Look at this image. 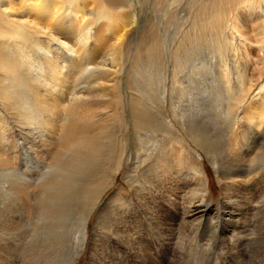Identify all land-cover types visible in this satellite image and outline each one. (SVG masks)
<instances>
[{"label": "rangeland", "instance_id": "1", "mask_svg": "<svg viewBox=\"0 0 264 264\" xmlns=\"http://www.w3.org/2000/svg\"><path fill=\"white\" fill-rule=\"evenodd\" d=\"M254 2L255 6L249 10L246 4H241L240 8L237 3L227 9L228 5L234 4L230 0L218 3L217 7L211 5V0H125V5L114 3L115 20L120 30L126 31L122 41L123 54L118 61L121 73L106 98L95 102L98 123L91 128L85 127L99 146V151L92 157L91 169L74 185L72 200L59 205L60 212L65 211V218L58 217L53 221L60 226L57 234L66 236L65 249H73L74 264L97 263L98 257H90V250L95 236L105 232L96 225V219L102 208L107 214L104 205L111 198L117 206L114 214L119 221L124 220L123 227L141 232V235L127 238L130 243L123 246L131 252L132 261H137V255L144 250L146 264H171V256L176 257L178 264H247L255 254V264H264V209L256 217L253 213L248 222L250 227L246 233L255 237V241L243 238L245 234H241L242 240L240 235H235L220 241L225 235L224 226L221 238L213 229L207 231L219 220L216 215L219 206L226 202L225 172L220 171L225 163H243L247 184L242 192L247 200L257 204L264 199V179L258 176L264 169L259 171L255 163L261 148H257V143L262 145L264 136L257 140V135L251 132L237 150L241 134L251 127L254 128L250 131L255 130L258 114L264 107V93L257 96L256 70L262 71L264 66L254 62L259 56L257 0ZM87 5L94 13L98 11L97 6ZM219 9H227L226 15L213 13ZM129 11L136 13L138 22L127 30L123 28L130 22ZM249 12L254 19L248 16ZM227 64L231 68L230 80L223 71ZM242 72L250 78L246 85L250 96L240 108L241 104L236 100L241 93L238 80L243 78ZM230 111L234 112L233 118ZM248 117L256 118L255 125L246 120ZM234 118L238 120L234 122ZM15 124L18 127L11 134L18 135L13 141L14 146L6 128L3 133L7 140L3 145H6L4 155L8 151V156L0 151V243L3 246L0 244V264H40L32 261V257L39 256L38 253L32 256V250L40 251L43 234H40L39 212L42 203L47 201L41 196L40 183L47 181L54 169H48V148L36 139L33 141L32 132L19 122L15 121ZM166 140H171L172 149L178 154L171 152L170 158L174 159H168L172 169L168 168L164 158L153 168H149L151 162L137 166L136 158L140 152L150 150L153 141L165 146ZM159 165V172L155 174ZM197 167L200 172L195 170ZM19 173L23 178L27 175V181L19 180ZM161 175H166L164 183ZM202 184L209 191L205 194L209 208L197 202L201 205L199 213L190 218L185 215V209L190 207ZM53 203H57L56 200ZM228 208L229 205L221 210L223 216L229 211L237 212V207ZM86 223V240L83 241ZM193 235L201 241L198 254L192 249L195 247ZM219 241L220 246L224 244L220 250ZM226 244L233 249L237 259L235 256L230 259Z\"/></svg>", "mask_w": 264, "mask_h": 264}, {"label": "bare ground", "instance_id": "2", "mask_svg": "<svg viewBox=\"0 0 264 264\" xmlns=\"http://www.w3.org/2000/svg\"><path fill=\"white\" fill-rule=\"evenodd\" d=\"M223 1L211 0V5L217 7V4ZM231 1H234V4L228 5L227 9H230L233 5L235 7V3L240 4V8L242 7L241 4H246L248 10L255 6L254 0L245 3L241 0ZM86 2L97 6L98 11L94 13ZM115 2H120L122 5L126 4L125 0H0V151L4 155L6 145L4 146L3 142L7 138H5L3 132L6 128H8L10 137H12L13 145L17 134L15 136L11 134L13 129L18 127L15 124V121H17L19 125H23L28 129V132H32L31 135H34L33 141L36 139L40 145L48 148V169H54L50 173V178L40 183L42 186L41 196L47 199L42 203L43 207L40 208L39 212L40 234H43V236L39 243L40 251L32 250V256L36 253L39 254L35 259L32 257V261L36 260L40 264H74L73 249L71 250V247L68 246L65 249L67 245L66 236L57 234L60 226L53 223V221H56L58 217L65 218V211L60 212L59 205L72 200L74 185L79 182L81 177L88 174L91 169V160H94L92 157L99 151V146L95 144L90 132L85 131V127L89 125V128H91L92 125L98 123L99 113L95 110V102L106 98V94L113 87L116 77L121 73L118 61L123 54L122 41L126 31L123 33L115 20L117 15ZM256 8L257 50L259 56H257V60L254 59V62L257 61V66L261 63L264 66V0H257ZM227 9H219L213 11V13L225 16ZM248 16L254 19L251 13ZM127 18L130 22L123 29L129 30L138 22V16L133 11H129ZM238 37L240 38V35ZM231 38H234L233 35ZM247 58H249V55ZM222 61H224V58ZM225 66L226 68L223 71L226 78L230 80L229 72H231V68L228 64L224 65L223 68ZM242 71L245 70L242 69ZM256 71L258 96V94L264 93V68L262 71L257 68ZM243 74V78H240V81L238 80L240 83V87L238 86L240 90H238L241 93L238 100L234 98L236 102L238 101L237 103L241 104L240 108L246 98L250 96L249 89L246 87L247 83L250 82V78L249 76L245 77V73ZM175 81L176 84L179 82L177 77ZM173 89L175 90V86H173ZM230 89H232V85ZM163 98L164 96L162 100ZM229 115L233 118L234 112L230 111ZM258 115L255 130L250 131L254 128L251 127L247 132L241 134L237 150H240V144L244 145L251 132L257 135V140L262 135L264 136V107ZM9 116L10 118H8ZM255 119L248 117L246 120L255 125ZM229 120L231 121V119ZM237 120L238 118L233 119L234 122ZM166 142L167 145L162 146L158 141H153L150 144V150L139 153L140 156L136 158V161L139 162L137 166L143 162H151L149 168H153L161 158H164L168 161V168L172 169L173 166L169 164L168 159H174L170 158L171 152H173V155L176 153L172 149L171 140H166ZM257 148H260V152H257L255 163L260 171V169H264V141L262 145L257 143ZM5 160L7 161V158ZM232 163H225L223 169L220 170L222 173L225 172L223 189L226 202L219 206L216 214L219 220L215 225L212 224L207 231L213 229V231L220 233L218 236L221 238V230L224 226L225 235L220 241H224V238H233L235 235H240V240H242V235L245 234L243 238L252 242L255 241V237L253 238L246 233L247 227H250L248 222L251 221L250 217L253 213V217L263 213L264 206L260 204L264 203V199L257 202V204H254L252 200H247L242 192L243 186L247 184L244 180L243 165H241L243 163ZM160 167L161 165L155 169V174L159 172L157 169H160ZM195 170L200 172L199 167ZM26 176L23 178L24 176L19 173L18 179L27 181ZM165 176L161 175L162 183H164ZM258 176L264 179V173ZM208 193V188L204 184L200 185V191H197L194 196V199H197L191 200L190 207L185 209V215L190 218L197 215L199 206H201L197 205L198 203L202 204L204 208H209V203L205 200V194ZM54 200L57 203H53ZM114 200L111 198L104 205L107 214L102 208L96 219V225L103 229L102 232L105 233L99 232L95 236L94 245L90 250V257L95 259L98 257L97 263L94 261L96 264H146V252L144 253V250L137 255V261H132L130 260L132 257L131 252L123 247L130 243L127 238L133 235H141V232L135 231L136 229L128 231L123 227L124 220L119 221L117 214L115 215V211L113 212L114 208L117 209ZM227 205H229V208L237 207V212L229 211L227 215L224 214L223 216L221 210L225 209ZM86 232L87 223L83 228V241L86 240ZM192 239L195 241V247L192 249L198 254L197 248L201 247V241H198L197 235ZM220 241L218 249L219 247L222 249L224 246V244L220 246ZM82 247L84 246L82 245ZM226 247H228L230 259L234 256L237 259L231 251L233 249L230 248V245ZM236 248L238 249V247ZM255 252H257V246ZM256 257V254L254 257H250L247 264H255ZM169 261L171 264H178L176 257L171 256Z\"/></svg>", "mask_w": 264, "mask_h": 264}]
</instances>
